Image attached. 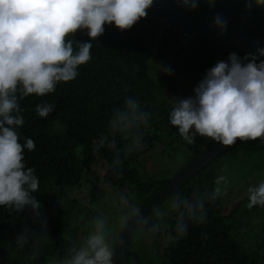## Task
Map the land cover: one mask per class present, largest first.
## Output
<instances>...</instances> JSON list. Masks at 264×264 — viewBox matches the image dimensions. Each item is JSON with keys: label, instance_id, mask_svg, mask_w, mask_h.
I'll use <instances>...</instances> for the list:
<instances>
[{"label": "trees", "instance_id": "trees-1", "mask_svg": "<svg viewBox=\"0 0 264 264\" xmlns=\"http://www.w3.org/2000/svg\"><path fill=\"white\" fill-rule=\"evenodd\" d=\"M246 3L247 0H214V6L210 7L207 0H199L196 9L185 11L208 23L219 14L228 21L227 29L264 39V7L246 8ZM104 27L103 35L95 41H90L86 30H78L70 37L93 43L91 60L78 67V76L73 81L58 83L53 93L43 97L30 95L20 101L25 109L22 113L25 123L18 130L20 142L23 144L26 138L35 141L33 151L25 150L24 162L35 168L39 178V190L33 195L41 204L49 236L41 244L39 257L31 256L30 246L17 251L15 236L25 225L34 230L38 225L33 222L29 208L17 213L0 206V264H49L60 259L72 243H79L77 233L83 238L87 222L97 216L88 206L98 203V188L91 190L92 202L90 199L88 206L68 192L79 187L86 177L112 185L138 208L166 182L150 173L146 175L139 163L140 155L159 141L160 131L170 129L179 134L169 123L172 107L167 101L177 92L170 80L164 83L151 74L155 57L170 68L171 62L173 75L185 73L194 89L218 61L227 62L231 53L241 59L247 54L182 31L173 26L155 3L147 10V16L128 30L121 31L113 24ZM126 96L135 97L141 110L149 112L150 117L148 125H141L145 146L130 154L122 151L123 160L117 168L113 164V150L100 146L98 141L109 133L110 116L123 106ZM41 102L55 104V110L45 119L35 113V106ZM58 126L65 131L57 133ZM125 143L117 136V148L122 149ZM208 145L188 146L191 159ZM215 162L216 159L172 196L190 198L194 191H211L216 186ZM100 163L105 165L101 180L93 170ZM88 183L94 185L91 180ZM205 209V222L186 220L188 227L183 235L175 231L174 210L170 225L157 233L149 235L151 226L140 224L139 227L146 228L150 240L165 239L158 264H253L258 251L250 244L264 246V225L257 221L258 227L253 231L246 222L248 212L225 214L219 198L206 203ZM246 234H250L249 238ZM124 264H147V261L143 252L127 247Z\"/></svg>", "mask_w": 264, "mask_h": 264}, {"label": "clouds", "instance_id": "clouds-1", "mask_svg": "<svg viewBox=\"0 0 264 264\" xmlns=\"http://www.w3.org/2000/svg\"><path fill=\"white\" fill-rule=\"evenodd\" d=\"M178 2L189 10L199 4V0ZM153 3L154 0H0V206L17 213L27 207L38 225L36 230L25 225L15 236L17 251L30 246L31 256L39 257L41 244L49 236L41 204L33 195L39 190V178L35 168L24 162L25 150L33 151L35 141L26 138L23 144L20 142L18 130L25 123L20 101L30 95L53 93L58 83L71 82L78 76V67L91 60L93 48L91 42L70 38L78 30H86L90 41L103 35L107 24L128 30L147 16ZM207 3L214 6V0ZM253 5L264 7V0H247L245 6ZM212 25L223 34L228 21L217 14ZM257 53L242 59L231 53L227 62L218 61L206 72L193 90L194 97L171 99L168 120L184 141L194 144L199 135L224 146L234 145L237 139L259 138L264 143V60L259 59L264 56V48L258 47ZM159 70L173 74L169 66ZM54 110L52 102L35 106L36 115L42 119ZM149 117L150 113L141 110L138 100L130 96L112 112L109 133L102 135L98 143L113 150L114 166L118 168L122 163V151L130 154L145 146L141 125H148ZM117 136L126 142L122 149L117 148ZM221 183L227 185L229 181L220 176L211 191L197 190L190 198L180 194L173 198L177 235L186 234V220L205 222V204L226 194ZM247 192L248 209L264 207V177L249 186ZM119 201L117 220L121 226L130 221L147 223L141 209L131 204L127 195H121ZM160 230L161 225L154 224L148 234ZM111 231L107 216H95L82 241L72 243L60 259L49 264H114Z\"/></svg>", "mask_w": 264, "mask_h": 264}, {"label": "rangeland", "instance_id": "rangeland-1", "mask_svg": "<svg viewBox=\"0 0 264 264\" xmlns=\"http://www.w3.org/2000/svg\"><path fill=\"white\" fill-rule=\"evenodd\" d=\"M152 63L151 74L164 83L170 80L173 88L177 92V95H170L167 98L171 107L173 106L171 99L174 97H194V89L189 86L185 73L180 75H166L163 71L159 70L167 66L166 64L162 63L157 57L153 59ZM169 64L172 69L171 62ZM64 131L63 127L58 126L56 128L57 133ZM159 133H161L159 141L149 151L140 155L139 163L141 165V171L145 170L146 175L150 173V176L161 178L163 181L169 180L191 160V151L187 149L188 146H204L213 142L210 138L197 135L195 137V143L188 144L179 134H174L170 129H163ZM215 165L217 178L225 176L229 181L227 185L223 183L219 185L226 193L219 197L224 207V213L232 214L234 212V214L240 215L243 211L248 212L246 222L251 226L253 231H256L258 227L257 221H260L264 225V207L258 208L259 206H255L252 209L247 208V189L249 186L256 184L260 178L264 177V143H261L259 138L257 140L240 141L219 156L216 159ZM93 170L97 172V177L101 180L105 171V165L100 163ZM89 180L94 185L88 183ZM94 188H98V203L91 206L89 205L91 199V197L89 199V196L91 190ZM68 193H70L72 198L82 201L81 203L87 206L89 205L88 207L91 208L92 212H96L97 215L103 213L108 217V227L112 230L110 242L114 245L120 232L125 227L121 226L117 220L120 207V192L115 190L110 184L103 185L95 181L93 177H86L79 187L70 190ZM174 197H169L152 211L148 217V225L160 224L161 230L170 225L171 211L173 210L171 203ZM157 212L162 213V215L158 216ZM90 230L91 220L87 222V233ZM240 231L243 232L242 227ZM249 235L246 234L245 236L249 238ZM262 239L264 243V234ZM77 241L79 243L82 241L80 232L77 233ZM164 245L165 239L150 240L146 234V228L138 227L130 238L128 248L137 252H143L147 264H158V258L161 257ZM250 247H254L252 249L258 251V259L253 264H264V246L260 244L253 246V244H250Z\"/></svg>", "mask_w": 264, "mask_h": 264}, {"label": "water", "instance_id": "water-1", "mask_svg": "<svg viewBox=\"0 0 264 264\" xmlns=\"http://www.w3.org/2000/svg\"><path fill=\"white\" fill-rule=\"evenodd\" d=\"M161 9L164 16L168 17L173 26L199 38L217 43L221 46L238 50L244 53L258 55L257 48H264V39L250 36L241 32L226 29L223 34L213 27L212 23L194 18L178 7L173 0H154ZM264 58V56H261ZM240 142L236 140L235 144ZM234 144V145H235ZM232 146H224L213 141L190 161L179 169L169 180H167L139 209L146 219L152 211L161 205L166 199L176 193L184 184L211 164L215 159L224 154ZM140 226L130 221L117 237L113 247L115 248L114 264H124V256L134 231Z\"/></svg>", "mask_w": 264, "mask_h": 264}, {"label": "built area", "instance_id": "built-area-1", "mask_svg": "<svg viewBox=\"0 0 264 264\" xmlns=\"http://www.w3.org/2000/svg\"><path fill=\"white\" fill-rule=\"evenodd\" d=\"M173 2H174L178 7H180V8L183 9V10L188 9V8H186V7H183V6L178 2V0H173Z\"/></svg>", "mask_w": 264, "mask_h": 264}]
</instances>
